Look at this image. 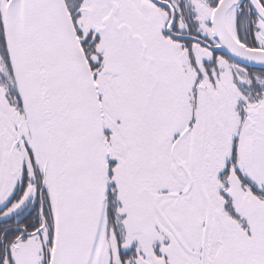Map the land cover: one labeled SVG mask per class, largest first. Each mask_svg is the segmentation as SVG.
Masks as SVG:
<instances>
[{
	"label": "snow or ice",
	"instance_id": "6c2138e0",
	"mask_svg": "<svg viewBox=\"0 0 264 264\" xmlns=\"http://www.w3.org/2000/svg\"><path fill=\"white\" fill-rule=\"evenodd\" d=\"M0 264H264V0H0Z\"/></svg>",
	"mask_w": 264,
	"mask_h": 264
}]
</instances>
